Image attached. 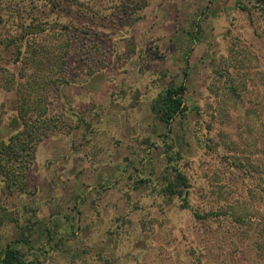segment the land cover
Here are the masks:
<instances>
[{
  "label": "rangeland",
  "instance_id": "374dc122",
  "mask_svg": "<svg viewBox=\"0 0 264 264\" xmlns=\"http://www.w3.org/2000/svg\"><path fill=\"white\" fill-rule=\"evenodd\" d=\"M123 1L66 0L51 14L90 35L75 82L50 92L60 122L39 143L28 190L8 196L0 180V217L15 218L0 243L24 239L42 264H260L245 229L192 208L264 210L246 195L255 181L232 167L264 158V0ZM182 82L188 116L169 129L152 102ZM16 101L0 90V137ZM168 144L185 156L192 208L158 193Z\"/></svg>",
  "mask_w": 264,
  "mask_h": 264
},
{
  "label": "trees",
  "instance_id": "16d2710c",
  "mask_svg": "<svg viewBox=\"0 0 264 264\" xmlns=\"http://www.w3.org/2000/svg\"><path fill=\"white\" fill-rule=\"evenodd\" d=\"M62 1L66 0H49L50 10H38L33 0H0V90L14 89L17 97L16 108L6 121L10 133L0 137V180L2 192L8 196L28 190V172L39 143L47 139L60 122V115L54 113L50 92L75 82L74 75L82 63L80 45L90 35L68 21L50 18ZM68 1L80 5V0ZM125 3L126 0L122 2ZM242 7L247 9L245 5ZM51 21L55 24L50 25ZM12 61L19 62L17 72L10 69ZM186 91L185 82L170 84L152 102L153 112L169 129L178 117L188 116ZM2 123L3 118H0L1 126ZM168 148L165 184L158 193L168 202L178 198L180 208H192L185 156L182 150H175L173 144H168ZM223 161H228V157H223ZM233 162L237 163L232 164L234 169L243 170L240 171L244 173L243 178L255 181L246 188V195L252 205L256 202L258 206L262 199L264 201V158L253 162L250 158L243 160L236 156ZM229 205L232 208L221 205L207 212L192 210L197 220H216L233 233L241 230L242 234L245 229L244 239H252L249 248L256 252L260 264H264V210L250 213L248 208L240 211ZM7 216L0 217V228L6 221H14L15 218ZM23 240L0 243V264H42L35 252L32 256L19 246L25 243ZM232 247L239 249L241 245L235 242ZM29 248L35 249L34 246ZM193 248L195 251L196 247ZM231 255H234L232 250Z\"/></svg>",
  "mask_w": 264,
  "mask_h": 264
}]
</instances>
